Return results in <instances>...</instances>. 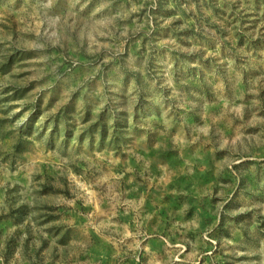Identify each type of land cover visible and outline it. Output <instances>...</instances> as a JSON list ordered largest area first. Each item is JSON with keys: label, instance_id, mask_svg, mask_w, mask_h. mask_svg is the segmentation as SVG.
Wrapping results in <instances>:
<instances>
[{"label": "rangeland", "instance_id": "obj_1", "mask_svg": "<svg viewBox=\"0 0 264 264\" xmlns=\"http://www.w3.org/2000/svg\"><path fill=\"white\" fill-rule=\"evenodd\" d=\"M0 264H264V0H0Z\"/></svg>", "mask_w": 264, "mask_h": 264}]
</instances>
